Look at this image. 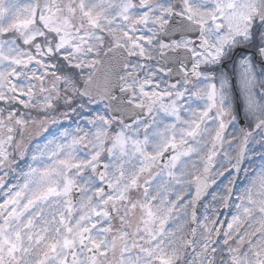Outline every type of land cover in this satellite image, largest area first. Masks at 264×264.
<instances>
[{
    "label": "snow or ice",
    "instance_id": "1",
    "mask_svg": "<svg viewBox=\"0 0 264 264\" xmlns=\"http://www.w3.org/2000/svg\"><path fill=\"white\" fill-rule=\"evenodd\" d=\"M0 264H264V0H0Z\"/></svg>",
    "mask_w": 264,
    "mask_h": 264
}]
</instances>
